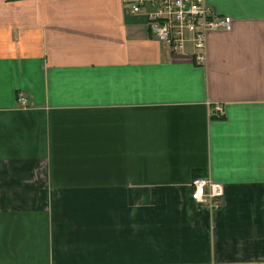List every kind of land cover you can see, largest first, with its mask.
I'll list each match as a JSON object with an SVG mask.
<instances>
[{
	"label": "crops",
	"instance_id": "0c3cea01",
	"mask_svg": "<svg viewBox=\"0 0 264 264\" xmlns=\"http://www.w3.org/2000/svg\"><path fill=\"white\" fill-rule=\"evenodd\" d=\"M207 2L197 62L126 0H0V264H264V0Z\"/></svg>",
	"mask_w": 264,
	"mask_h": 264
},
{
	"label": "built area",
	"instance_id": "2783aa9c",
	"mask_svg": "<svg viewBox=\"0 0 264 264\" xmlns=\"http://www.w3.org/2000/svg\"><path fill=\"white\" fill-rule=\"evenodd\" d=\"M131 12L142 14L152 35L167 44L174 52L190 48L197 62L205 60L209 33L231 30L233 18L217 15L207 0H126ZM17 101L28 105V97L20 93ZM192 198L219 207L224 195L223 186L208 176H196L192 180ZM255 264V263H248Z\"/></svg>",
	"mask_w": 264,
	"mask_h": 264
}]
</instances>
